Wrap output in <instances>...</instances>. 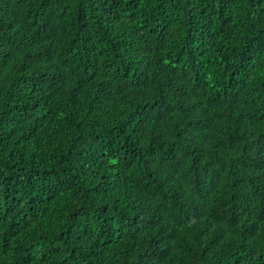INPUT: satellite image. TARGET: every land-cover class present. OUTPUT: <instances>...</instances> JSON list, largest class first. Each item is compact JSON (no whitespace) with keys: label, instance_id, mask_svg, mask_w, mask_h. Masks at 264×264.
<instances>
[{"label":"trees","instance_id":"obj_1","mask_svg":"<svg viewBox=\"0 0 264 264\" xmlns=\"http://www.w3.org/2000/svg\"><path fill=\"white\" fill-rule=\"evenodd\" d=\"M0 264H264V0H0Z\"/></svg>","mask_w":264,"mask_h":264}]
</instances>
